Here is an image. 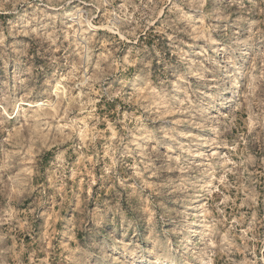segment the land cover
Masks as SVG:
<instances>
[{"label":"rangeland","instance_id":"rangeland-1","mask_svg":"<svg viewBox=\"0 0 264 264\" xmlns=\"http://www.w3.org/2000/svg\"><path fill=\"white\" fill-rule=\"evenodd\" d=\"M0 264H264V0H0Z\"/></svg>","mask_w":264,"mask_h":264}]
</instances>
